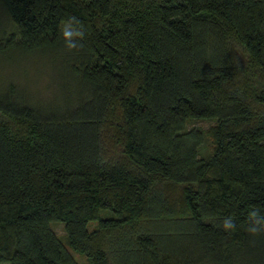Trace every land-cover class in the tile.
<instances>
[{"label": "trees", "instance_id": "16d2710c", "mask_svg": "<svg viewBox=\"0 0 264 264\" xmlns=\"http://www.w3.org/2000/svg\"><path fill=\"white\" fill-rule=\"evenodd\" d=\"M0 12V53L47 62L54 90L0 87V264H264V0Z\"/></svg>", "mask_w": 264, "mask_h": 264}, {"label": "rangeland", "instance_id": "374dc122", "mask_svg": "<svg viewBox=\"0 0 264 264\" xmlns=\"http://www.w3.org/2000/svg\"><path fill=\"white\" fill-rule=\"evenodd\" d=\"M0 21L3 25L7 22L6 16L0 12ZM10 23L7 22L6 28L9 29ZM47 62L45 63L36 56L17 57L15 51L0 53V87L7 83L16 84L24 88L27 92L37 94L39 99L52 96L54 90L52 85L46 83ZM212 121L207 119H192L186 123L187 127L194 126L200 129L207 128ZM208 152V145H203L199 150L200 156H205ZM92 226V225H90ZM50 228L54 234L63 241V229L59 222H51ZM78 264H86L80 256H74Z\"/></svg>", "mask_w": 264, "mask_h": 264}, {"label": "clouds", "instance_id": "9594fccd", "mask_svg": "<svg viewBox=\"0 0 264 264\" xmlns=\"http://www.w3.org/2000/svg\"><path fill=\"white\" fill-rule=\"evenodd\" d=\"M81 22L74 16L68 17L64 20L60 27L61 36L65 41L66 48L69 50L79 49L83 47L80 43L85 37V32L80 27ZM225 229L233 228L231 220H226L224 223ZM250 234H257L254 229H247Z\"/></svg>", "mask_w": 264, "mask_h": 264}]
</instances>
